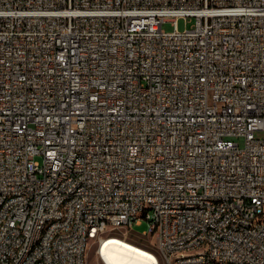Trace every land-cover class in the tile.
Wrapping results in <instances>:
<instances>
[{
	"label": "built area",
	"instance_id": "built-area-1",
	"mask_svg": "<svg viewBox=\"0 0 264 264\" xmlns=\"http://www.w3.org/2000/svg\"><path fill=\"white\" fill-rule=\"evenodd\" d=\"M259 130L264 0H0V264H264Z\"/></svg>",
	"mask_w": 264,
	"mask_h": 264
},
{
	"label": "bare ground",
	"instance_id": "bare-ground-1",
	"mask_svg": "<svg viewBox=\"0 0 264 264\" xmlns=\"http://www.w3.org/2000/svg\"><path fill=\"white\" fill-rule=\"evenodd\" d=\"M98 248L104 264H159L152 248L116 233L104 237Z\"/></svg>",
	"mask_w": 264,
	"mask_h": 264
},
{
	"label": "rangeland",
	"instance_id": "rangeland-1",
	"mask_svg": "<svg viewBox=\"0 0 264 264\" xmlns=\"http://www.w3.org/2000/svg\"><path fill=\"white\" fill-rule=\"evenodd\" d=\"M194 21H195L194 17L180 16L178 18L177 25H178L179 29H184L185 27H190L194 23ZM163 28H165L166 30H172L174 28V23L172 22L170 17H168V19L163 22ZM263 134H264V131H262V130H259L257 132L258 136H261ZM239 140L243 144L244 139L239 138ZM149 227H150L149 220H147L146 218H143L140 222L139 221L137 222V220H134L133 224L129 228H126L125 226L117 227L113 231V233L122 235L124 237H127V238L133 240V241H136V242L141 243L143 245L149 246L152 249H156V244L155 243L153 244V242H152L154 240L155 236L151 233H149V234L144 233L145 231L149 230ZM87 264H104L100 260L98 254L95 251V245L89 249V253L87 256Z\"/></svg>",
	"mask_w": 264,
	"mask_h": 264
},
{
	"label": "trees",
	"instance_id": "trees-1",
	"mask_svg": "<svg viewBox=\"0 0 264 264\" xmlns=\"http://www.w3.org/2000/svg\"><path fill=\"white\" fill-rule=\"evenodd\" d=\"M149 247V246H148Z\"/></svg>",
	"mask_w": 264,
	"mask_h": 264
}]
</instances>
